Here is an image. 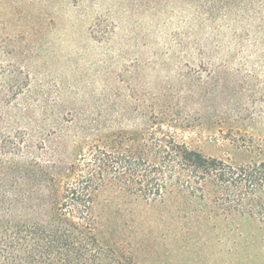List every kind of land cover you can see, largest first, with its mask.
I'll return each instance as SVG.
<instances>
[{
	"label": "rangeland",
	"instance_id": "1",
	"mask_svg": "<svg viewBox=\"0 0 264 264\" xmlns=\"http://www.w3.org/2000/svg\"><path fill=\"white\" fill-rule=\"evenodd\" d=\"M144 1L0 0V65L23 67L104 143L109 132L139 131L146 104L171 100L220 119L178 126L189 147L224 160L264 159V32L253 28L234 42L226 30L221 47L208 52L219 77L194 94L177 54L165 51L186 20ZM185 210L186 200L172 195L146 202L109 187L94 204L100 235L114 236L130 264H264V230L251 219Z\"/></svg>",
	"mask_w": 264,
	"mask_h": 264
},
{
	"label": "trees",
	"instance_id": "2",
	"mask_svg": "<svg viewBox=\"0 0 264 264\" xmlns=\"http://www.w3.org/2000/svg\"><path fill=\"white\" fill-rule=\"evenodd\" d=\"M155 1L186 20L165 51L177 54L194 94L219 77L208 52L221 47L226 30L234 42L253 28L264 32V0ZM181 104H146L142 128L109 132L107 144L87 136L23 67L0 65V264H130L117 239L98 230L94 204L108 187L146 202L172 195L186 200L189 213L247 217L264 230V159L224 160L189 147L178 126L220 119Z\"/></svg>",
	"mask_w": 264,
	"mask_h": 264
}]
</instances>
